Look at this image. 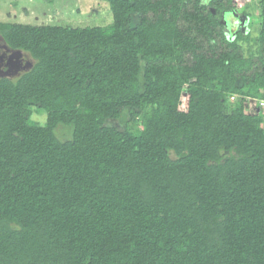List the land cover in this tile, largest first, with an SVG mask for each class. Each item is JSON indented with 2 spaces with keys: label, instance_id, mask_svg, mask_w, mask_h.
Segmentation results:
<instances>
[{
  "label": "trees",
  "instance_id": "1",
  "mask_svg": "<svg viewBox=\"0 0 264 264\" xmlns=\"http://www.w3.org/2000/svg\"><path fill=\"white\" fill-rule=\"evenodd\" d=\"M106 1L0 21V264H264V0Z\"/></svg>",
  "mask_w": 264,
  "mask_h": 264
},
{
  "label": "rangeland",
  "instance_id": "2",
  "mask_svg": "<svg viewBox=\"0 0 264 264\" xmlns=\"http://www.w3.org/2000/svg\"><path fill=\"white\" fill-rule=\"evenodd\" d=\"M249 2L237 3L242 9ZM0 21L35 26H108L112 15L106 0H0ZM33 63L28 53L9 48L0 36V77L17 78ZM236 97L230 96V102H235ZM45 120V113H33V122L44 124Z\"/></svg>",
  "mask_w": 264,
  "mask_h": 264
},
{
  "label": "built area",
  "instance_id": "3",
  "mask_svg": "<svg viewBox=\"0 0 264 264\" xmlns=\"http://www.w3.org/2000/svg\"><path fill=\"white\" fill-rule=\"evenodd\" d=\"M261 104L263 105V102Z\"/></svg>",
  "mask_w": 264,
  "mask_h": 264
}]
</instances>
